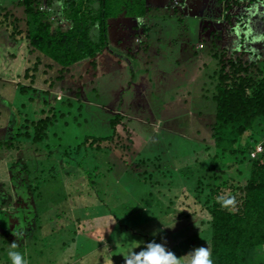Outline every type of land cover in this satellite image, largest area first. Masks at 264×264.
Here are the masks:
<instances>
[{
    "label": "rangeland",
    "instance_id": "374dc122",
    "mask_svg": "<svg viewBox=\"0 0 264 264\" xmlns=\"http://www.w3.org/2000/svg\"><path fill=\"white\" fill-rule=\"evenodd\" d=\"M148 1L155 6L180 7L184 16L198 15L201 25L192 31L197 32V39L200 34L208 38L219 26L217 19H211L222 14L215 0ZM14 3L18 10L15 16L23 15L24 7L18 0H0V6ZM56 3L59 0L52 4ZM42 6V11H48V1ZM5 10L0 8V264H12L9 251L19 252L27 264H125L124 257L152 240L166 241V247L187 264L185 254L194 247L208 246L209 228L200 220L190 224L194 217L178 214L171 200L181 188L194 187L187 179L205 175L213 164L211 125L216 104L211 98L198 96L197 88L201 83L209 84L216 61L199 51V45L194 53L184 38L168 43L162 40V50H148L149 59L139 45L128 53L126 46L134 34H143L138 20L109 19L111 47L106 51L109 58L98 54L104 63L99 75L117 65L107 73L104 84L114 80L119 88H113L108 97L80 100L77 92L60 88L82 84V76L92 68L90 60L66 71L63 86L52 88L57 86L53 83L57 72L44 74L47 57L36 72H31L38 51L23 55L22 42L12 41L15 24L12 17L4 15ZM249 13L244 18L250 21L251 39L246 46L260 62L264 59V11L255 8ZM206 18L213 21L209 26ZM193 77H198L197 81L187 87L194 97L183 109L180 91ZM175 85L178 89L170 87ZM107 99L116 107L103 103ZM53 108L65 114L51 128L53 140L32 141L26 134L34 131L32 122ZM117 114L121 120L113 130L110 123ZM89 135L109 136V147L98 151L81 145ZM254 135L253 143L262 142L264 128ZM246 139L244 135L243 141ZM150 164H156L158 171L147 177L144 171H153L148 169ZM245 167H249L247 161ZM138 174L147 177L148 185L137 181ZM194 198H187L184 208ZM135 224L143 230L135 233ZM154 225L166 232L154 229ZM13 242L15 249L11 248Z\"/></svg>",
    "mask_w": 264,
    "mask_h": 264
},
{
    "label": "trees",
    "instance_id": "16d2710c",
    "mask_svg": "<svg viewBox=\"0 0 264 264\" xmlns=\"http://www.w3.org/2000/svg\"><path fill=\"white\" fill-rule=\"evenodd\" d=\"M43 1L45 0H18L17 4L24 7L23 15L21 12L15 16L18 12L15 3L12 10H5L4 15L12 17L15 24L12 41L22 42L24 56L38 51V61L31 72L37 71L44 57L48 58L49 63L44 66V74L57 72L53 82L57 86H51L52 88L61 87L66 71L69 72L83 60H90L92 68L82 76V84L74 82L70 86L62 85L60 88L67 93L77 92L80 100L95 97L96 100L100 95L108 97L113 88H119L115 86L114 80L104 84L106 73L99 75L104 63L98 60V54L109 58L106 51L111 47L108 34L109 19L120 17L138 20L143 34H134L133 40L129 41L130 46H126L129 47L128 53L135 51L137 45L140 49L143 47L142 50L147 54L151 48L162 50L161 42L164 39L168 43L184 38L192 44L194 53L198 45H203L204 49L198 50L206 52L216 61L217 66L211 74L209 84L204 82L197 88L198 96L211 98L216 104L215 120L211 125L213 164L205 175L187 179L186 183L195 184L194 187L181 188V192L171 203L176 205L173 207L178 209L181 216L194 217L190 224L194 220H200L202 225L209 228L207 244L212 253L213 264H264V152L251 158L257 144L253 143L254 134L264 128V59L261 60L263 63L259 64L261 61L259 62L253 50L246 46L247 41L251 39L250 21L244 20L251 15L249 12L252 9L264 11V0H215V5L222 7V14L211 19H217L219 26L210 31L208 38L200 34L198 39L197 32H192L197 31L201 25L198 15L184 16L180 7L170 4L162 7L155 6L148 0H59L60 3L57 7L55 5L54 10L42 11ZM46 1L51 5L54 0ZM206 19L208 26L212 24L213 21ZM201 29L202 27L199 31ZM135 38L139 43H143H136ZM149 57L148 54V59ZM26 73H29V70ZM88 73L91 75H87ZM53 76L47 79L50 81ZM41 78L44 79L43 83H47L45 77ZM197 79L198 77H193L182 85V88L186 87L180 91L182 96H179L183 109L194 97L192 90L187 86L194 84ZM170 87L178 89L179 85ZM23 90L25 89L22 88ZM112 95L118 97V94ZM57 98L56 100L59 99ZM103 103L116 107L109 99ZM42 113V118L32 122L34 131H28L26 134L34 142L48 143L53 140L52 126L60 119L63 120L65 114L55 111V108L44 110ZM72 120L79 121L76 118ZM120 120L119 114L111 120L113 130L117 129ZM67 123H70L69 119ZM244 135H247L246 141H243ZM109 140V136L89 135L81 145L101 151L109 147L106 145ZM210 148L207 147V150ZM230 158L232 159L226 160ZM246 161L249 165L247 169ZM156 168V164H150L148 169L153 171L148 173V170H145V176L158 171ZM145 176L138 174L136 179L148 185ZM183 183L185 184L184 181ZM169 188L173 192V188ZM192 196L195 201L184 208L187 198ZM229 196L236 198V207L231 211L218 202L219 197ZM180 207L184 209L179 210ZM167 213L168 211L165 214ZM134 226L135 233L142 229L141 225H132ZM154 229L166 232L160 225Z\"/></svg>",
    "mask_w": 264,
    "mask_h": 264
},
{
    "label": "clouds",
    "instance_id": "9594fccd",
    "mask_svg": "<svg viewBox=\"0 0 264 264\" xmlns=\"http://www.w3.org/2000/svg\"><path fill=\"white\" fill-rule=\"evenodd\" d=\"M218 202L230 211L236 207L234 196L219 197ZM174 226L175 224L168 228H174ZM166 243V241L157 243L155 240L146 242L145 246L138 252L133 251L124 257L125 264H182L181 257H177L173 251L169 250ZM16 247V243L13 242L11 248L15 249ZM8 256L12 264H27L23 256L17 251H9ZM185 256L188 257L187 264H213L212 253L208 246L194 247Z\"/></svg>",
    "mask_w": 264,
    "mask_h": 264
},
{
    "label": "built area",
    "instance_id": "2783aa9c",
    "mask_svg": "<svg viewBox=\"0 0 264 264\" xmlns=\"http://www.w3.org/2000/svg\"><path fill=\"white\" fill-rule=\"evenodd\" d=\"M43 7V6H42ZM42 7H41V9H42ZM48 9V8H47ZM201 47L203 46V45H200ZM260 144V145H259ZM259 145V146H258ZM258 146V147H257ZM258 148H260L259 150H258ZM262 152H264V140L262 141V142H260V143H258L256 146H255V149L253 150V152H252V155H256V154H259V153H262Z\"/></svg>",
    "mask_w": 264,
    "mask_h": 264
},
{
    "label": "crops",
    "instance_id": "0c3cea01",
    "mask_svg": "<svg viewBox=\"0 0 264 264\" xmlns=\"http://www.w3.org/2000/svg\"><path fill=\"white\" fill-rule=\"evenodd\" d=\"M15 4H16V3H15ZM15 7H16V6H15ZM0 8L3 9V10L6 9V8H7V9H11V8H13V4H11V5H9V6H0ZM114 67H118V66H116V65H115V66H114V65H111V66L107 67V68H110V69L108 70V72L111 71V70H114ZM108 72H107V73H108ZM107 73H106V74H107ZM72 235H73V234H72Z\"/></svg>",
    "mask_w": 264,
    "mask_h": 264
},
{
    "label": "flooded vegetation",
    "instance_id": "af4514ba",
    "mask_svg": "<svg viewBox=\"0 0 264 264\" xmlns=\"http://www.w3.org/2000/svg\"><path fill=\"white\" fill-rule=\"evenodd\" d=\"M59 3H60V2H59ZM59 3H58V4H59ZM58 4L56 3V7H57ZM54 9H55V5H54V4H51V5H49V7H48L47 10L49 11V10H54ZM21 178L24 179L23 177H21ZM24 186H25V185H23V187H24ZM24 188H25V187H24ZM1 225H3V224H1Z\"/></svg>",
    "mask_w": 264,
    "mask_h": 264
}]
</instances>
